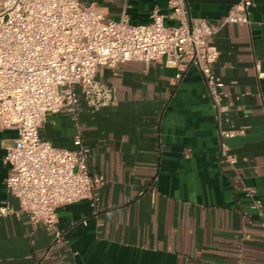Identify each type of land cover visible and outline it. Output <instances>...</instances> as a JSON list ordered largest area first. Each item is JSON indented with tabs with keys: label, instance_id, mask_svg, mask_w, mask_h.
<instances>
[{
	"label": "crops",
	"instance_id": "0c3cea01",
	"mask_svg": "<svg viewBox=\"0 0 264 264\" xmlns=\"http://www.w3.org/2000/svg\"><path fill=\"white\" fill-rule=\"evenodd\" d=\"M239 1L186 0L189 22L217 26ZM252 1L249 25H224L211 39L227 108L220 123L199 71L163 60L101 71L97 79L116 89L109 107L80 101L74 112L47 117L42 139L73 151L80 138L91 150L89 172L106 181L96 208L88 201L61 207L54 229L16 214L3 164L16 132L0 129V209L10 210L0 215V264H264V232L244 217L242 192L243 185L254 188L264 210V77L255 69L264 74V0ZM82 4L114 21L125 14L133 25L149 23L157 11L174 25L167 0Z\"/></svg>",
	"mask_w": 264,
	"mask_h": 264
},
{
	"label": "built area",
	"instance_id": "2783aa9c",
	"mask_svg": "<svg viewBox=\"0 0 264 264\" xmlns=\"http://www.w3.org/2000/svg\"><path fill=\"white\" fill-rule=\"evenodd\" d=\"M252 6V0H240L212 26L204 20L189 22L186 0H167L174 25L166 26V16L157 11L149 23L133 25L125 14L114 21L82 0H0V129L16 132L3 158L9 169L6 190L18 201L16 214L54 229L61 207L80 201L97 207L106 181L89 172L91 150L80 138L73 151L58 148L39 133L48 116L74 112L80 101L93 110L113 105L116 89L97 79L103 70L159 60L180 71L193 66L220 123L227 108L220 103L214 74L219 52L211 39L224 25H249ZM255 69L264 77L259 65ZM221 157L231 166L236 162L223 144ZM242 192L249 209L244 217L264 232L263 205L255 189L243 185ZM8 212L0 209V215Z\"/></svg>",
	"mask_w": 264,
	"mask_h": 264
},
{
	"label": "rangeland",
	"instance_id": "374dc122",
	"mask_svg": "<svg viewBox=\"0 0 264 264\" xmlns=\"http://www.w3.org/2000/svg\"><path fill=\"white\" fill-rule=\"evenodd\" d=\"M77 91L79 92V89H77Z\"/></svg>",
	"mask_w": 264,
	"mask_h": 264
}]
</instances>
